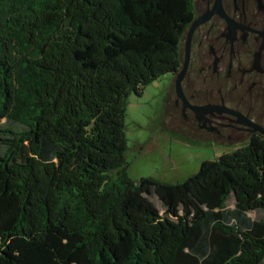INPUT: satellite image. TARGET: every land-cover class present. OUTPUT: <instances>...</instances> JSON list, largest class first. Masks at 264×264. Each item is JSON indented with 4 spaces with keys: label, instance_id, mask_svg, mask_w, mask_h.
Returning a JSON list of instances; mask_svg holds the SVG:
<instances>
[{
    "label": "trees",
    "instance_id": "16d2710c",
    "mask_svg": "<svg viewBox=\"0 0 264 264\" xmlns=\"http://www.w3.org/2000/svg\"><path fill=\"white\" fill-rule=\"evenodd\" d=\"M193 1L0 0V264L50 233L67 264H264V138L129 175L128 98L178 70Z\"/></svg>",
    "mask_w": 264,
    "mask_h": 264
},
{
    "label": "flooded vegetation",
    "instance_id": "af4514ba",
    "mask_svg": "<svg viewBox=\"0 0 264 264\" xmlns=\"http://www.w3.org/2000/svg\"><path fill=\"white\" fill-rule=\"evenodd\" d=\"M193 5L180 66L171 73L176 124L226 143L264 138V0ZM181 73L183 97L176 89Z\"/></svg>",
    "mask_w": 264,
    "mask_h": 264
},
{
    "label": "rangeland",
    "instance_id": "374dc122",
    "mask_svg": "<svg viewBox=\"0 0 264 264\" xmlns=\"http://www.w3.org/2000/svg\"><path fill=\"white\" fill-rule=\"evenodd\" d=\"M172 86L173 75L165 74L144 87L141 95L133 92L128 98L126 157L133 179L153 176L164 182H183L200 170L204 160L217 159L247 144L246 137L226 143L187 130L181 122L176 124ZM52 228L61 229L57 225ZM48 236L57 253H52L54 248L47 241L30 243L18 253L19 264H67L64 260L70 254L65 242L57 244L54 233Z\"/></svg>",
    "mask_w": 264,
    "mask_h": 264
},
{
    "label": "water",
    "instance_id": "95a60500",
    "mask_svg": "<svg viewBox=\"0 0 264 264\" xmlns=\"http://www.w3.org/2000/svg\"><path fill=\"white\" fill-rule=\"evenodd\" d=\"M198 24H199V21L195 22V23L193 24V26L191 27V30H190V33H189V36H188V40H187V49H188V46H189L190 35H191L193 29H194ZM181 76H182V73L180 74V77H179V79H178V81H177L176 89H177V93H178V95L181 96V97H183V96H184V95H183V91H182L181 86H180V83H179V82H180V79H181ZM258 131H260V132L264 135V129H260V130H258Z\"/></svg>",
    "mask_w": 264,
    "mask_h": 264
}]
</instances>
